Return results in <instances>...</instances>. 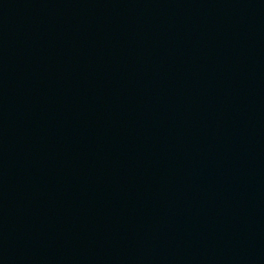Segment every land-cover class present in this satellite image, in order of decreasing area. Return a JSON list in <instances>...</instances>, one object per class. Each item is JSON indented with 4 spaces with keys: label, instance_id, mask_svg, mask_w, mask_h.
Masks as SVG:
<instances>
[{
    "label": "water",
    "instance_id": "water-1",
    "mask_svg": "<svg viewBox=\"0 0 264 264\" xmlns=\"http://www.w3.org/2000/svg\"><path fill=\"white\" fill-rule=\"evenodd\" d=\"M0 264H264V0H0Z\"/></svg>",
    "mask_w": 264,
    "mask_h": 264
}]
</instances>
